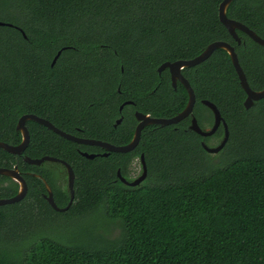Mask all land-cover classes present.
<instances>
[{
	"label": "trees",
	"instance_id": "obj_1",
	"mask_svg": "<svg viewBox=\"0 0 264 264\" xmlns=\"http://www.w3.org/2000/svg\"><path fill=\"white\" fill-rule=\"evenodd\" d=\"M223 1L0 0V21L12 25L0 27V141L18 145L16 126L27 114L75 134L82 125L73 104L81 97L88 111L90 103L106 100L116 112V98L127 96L143 114L175 117L185 109L188 92L181 84L175 90L168 70L159 74V67L194 59L217 41L235 48L251 89L263 90L264 47L240 31L238 45L219 19ZM227 16L264 38V0H235ZM182 73L197 98L199 125L214 122L204 100L217 106L228 125L220 162L211 160L202 143L218 146L223 128L203 138L186 131L188 121L153 126L140 148L148 177L133 188L118 180L111 159L84 158L74 143L30 121L25 156L71 165L75 199L58 213L44 198V183L28 172L42 176L64 208L70 202L66 170L48 172L47 164L61 165L32 166L0 149V168L18 166L28 185L23 201L0 207V264H264V100L245 108L247 95L224 50ZM67 79L83 80V91L69 89ZM198 106L209 113L208 123ZM18 190L0 175V199ZM94 215L116 223L120 234L106 238L89 231L87 239L63 240L26 230L42 219Z\"/></svg>",
	"mask_w": 264,
	"mask_h": 264
},
{
	"label": "water",
	"instance_id": "obj_2",
	"mask_svg": "<svg viewBox=\"0 0 264 264\" xmlns=\"http://www.w3.org/2000/svg\"><path fill=\"white\" fill-rule=\"evenodd\" d=\"M234 1L235 0H224L220 4L219 19L221 23L225 26V28L228 30V32L233 37V39L238 43V45L242 44V40L238 35V31H240V32L245 33L252 41L264 47V38L260 37L257 33H255L253 30L248 28L246 25L228 18L227 16L228 8ZM5 26L12 27L11 24H7V23L0 21V27H5ZM19 30L22 32L23 36L26 37V34L21 29ZM217 50H224L231 57V60L237 72L241 87L247 95V98L244 103L245 108L247 110H250L254 107V105L257 102L264 100V89L261 91H254L251 89L249 82L247 80L246 74L239 62V58H238L235 48L227 42L217 41L207 46L203 50V52L194 59L186 60V61L180 60V61H176L173 63L167 62L159 67L158 69L159 74H161L165 70H169L170 77H171V83L175 90L177 89L178 83L182 84L185 87V89L188 92V97H189L188 103L185 109L181 113H179L177 116L172 117V118H153L150 115H145L143 113L137 112L136 117H137V120L139 121V125L136 128L135 135H134L132 142L126 146L117 147V146L107 144V143L97 141V140H82L80 138H77L73 135H70V134H67L61 131L60 129L56 128L51 122L41 117H38L34 114H27L20 118L18 125H17V132H20L23 136L22 143L18 146H14V145H10V144L0 141V149H3L4 151L10 154H13V155H20V156L23 155L30 142V134L27 129L26 123L29 121H34L40 125L45 126L49 130L53 131L54 133H56L57 135L61 136L62 138L68 141L91 145V146H99L105 149L106 151H108L109 153L111 152L129 153L138 146L140 142V138H141V133L144 128L148 126L167 127L171 125H176L191 115L190 130L195 132L196 134H198L199 136L203 138L212 137L213 135L216 134V132L219 130L221 126L224 127V130H225L224 138L218 146L209 147L204 142L202 143L203 149L208 154H211V155L219 154L225 148V146L227 145L229 141L230 132H229L228 125L226 121L224 120L221 112L217 108V106L207 100L202 101V104L212 112L213 117H214V122H213L212 127L210 128H202L199 125L197 118L194 116V110H195L197 98H196L193 88L191 87V84L183 76V73H182L184 69L193 68V67H196L206 62L208 59L211 58V56ZM61 54H62V51H59V53L55 56L52 62V65H51L52 67L57 63ZM81 155L89 160H93L96 158V156H98L94 154H89L87 152H82ZM104 156L106 157L108 155H104ZM23 160L27 164L34 165V166H41L42 164L46 162L61 163L62 165L65 166L67 170V175H68V190L70 191V202L68 206H66L65 208H59L57 204L55 203L54 194L48 182L40 175L34 174V177L40 179L44 183V186L47 192L44 195V198L51 205V207L55 211H58V212H67L70 209L75 199L74 186H75L76 176H75L74 170L71 167V165H69L67 162L63 160H60L54 157H49V156H45L41 159H31L27 156H24ZM141 160H142V165H143V173L137 180L133 182H128L127 180L121 177V182L125 184L126 186L133 187V188L138 187L147 179L148 167H147L144 156H142ZM0 175L5 176L15 181L19 185V190L16 196L9 198V199H0V207L6 206V205H13V204L20 203L21 201H23L28 194V185L24 177L21 175L19 168L18 167H15L13 169L0 168ZM119 176H120V173H119Z\"/></svg>",
	"mask_w": 264,
	"mask_h": 264
},
{
	"label": "flooded vegetation",
	"instance_id": "obj_3",
	"mask_svg": "<svg viewBox=\"0 0 264 264\" xmlns=\"http://www.w3.org/2000/svg\"><path fill=\"white\" fill-rule=\"evenodd\" d=\"M165 71H163V72H165ZM168 72H169V70H168ZM64 82L66 83V86L69 87V89H71V90L83 91V88H82L83 87V80L79 81V80H75V79H67ZM178 84H180V83H178ZM119 86H121V85H119ZM118 93H119V95H121V93H122V92H120V88H118ZM83 99L84 98H82V97L81 98H75V103L73 104V107H74L77 115L81 117L80 124L82 125V126H80V125L76 126L74 128L75 132H76L75 134L74 133H68V132L64 131V129H60V128L56 127V125L54 123H52L51 121H49L48 119H45V120L51 122L56 128L60 129L61 131L65 132L67 134L73 135V136L80 138L82 140H97V141H101V142L111 144V145H114L117 147L126 146L132 142L134 135H135L136 128L139 125V121L137 120L136 113L140 112L139 110L136 109V104L134 101H132L127 96H121V97L116 98L118 101V103H117L118 107H117V109H115L116 112L112 111L111 107L109 108V105L111 106L112 102L111 103L105 102L106 101L105 100L104 101L105 103L102 102L101 104L96 105V106H95V103L93 102V103H90V105H89L90 107H92V109L88 111V110L83 109L84 105L86 104ZM188 99H189V97H188ZM107 101H109V100L107 99ZM184 121H188V126H187L188 128L186 131L191 132V130H190L191 115L189 117H187L186 119H184L182 122H184ZM182 122H180V123H182ZM27 123H26V126H27ZM17 125H18V123H17ZM152 127L153 126H148L142 130L141 138H140V142H139L138 146L133 151H131L129 153H115V152L109 153L108 151H106L105 149H103L99 146L80 144V143H77V142L75 143L72 141H70V142L74 143L77 146V150H78V153H80V155L82 152H87V151L81 150L83 147H85V148L90 147V148H93L94 151L93 152H87V153L98 155V156H96V158L111 159L113 164L118 165V169H117L118 180L121 181V177H122L125 180H127L128 182H133V181L137 180L143 173V165H142L141 158H142V156H144V158H145V152L142 151L140 148L142 147V145H144V143L142 144L144 133L146 132V130L148 128H152ZM221 128L224 129V127L221 126L219 128V130ZM27 129L29 131L28 126H27ZM218 131L216 133H218ZM15 132L17 135H21V142L18 144V145H20L23 141V136L20 132H17V126H16ZM88 133H91V135L88 136ZM29 134H30V131H29ZM224 134H225V130H224ZM92 135H94V136H92ZM215 135H213V136H215ZM30 141H31V136H30ZM29 144H30V142H29ZM18 145H14V146H18ZM28 147H29V145H28ZM104 155H108V156L105 157ZM17 156H20V155H17ZM24 156H25V152L20 157H22V159H23ZM135 161H139V163H140V172L139 171L137 172V169L134 168ZM145 161H146V158H145ZM46 163H51V162H46ZM44 164H42L41 166H43ZM54 164H58L61 166H56L54 168L52 166H49V164H47L48 166L46 168H47L48 172H50V171L54 172L55 169H57V167H61V168H64L66 170L65 166L62 165L61 163H54ZM32 166H34V165H32ZM15 167H18V166H15ZM38 167H40V166H38ZM122 170H124L125 175L122 174ZM57 171L59 172V170H57ZM66 172H67V170H66ZM20 173L23 176L22 171H20ZM119 173H120V176H119ZM28 174L34 175L35 173L28 172ZM36 175H38V174H36ZM60 180L62 181V178L58 180L59 184H61ZM66 180H67V187H68V175H67ZM58 213H65V212H58Z\"/></svg>",
	"mask_w": 264,
	"mask_h": 264
},
{
	"label": "rangeland",
	"instance_id": "obj_4",
	"mask_svg": "<svg viewBox=\"0 0 264 264\" xmlns=\"http://www.w3.org/2000/svg\"><path fill=\"white\" fill-rule=\"evenodd\" d=\"M202 115H204L205 123H208L209 113L198 106ZM205 128H210L206 126ZM209 147H216V141H212ZM211 160L218 164L221 160V155H210ZM48 166V165H47ZM134 168L137 169V172H140V163L135 161ZM61 185H64V182L60 180ZM28 234H40V235H51L63 238V240H83L88 238L87 232L91 231L95 234L102 235L106 238H113L120 234V228L116 223H111L107 221L106 217L100 218L97 216H88L84 218H79L76 220H70L66 222L64 219L59 218L55 221H46L42 219L41 223L38 225H31L27 229Z\"/></svg>",
	"mask_w": 264,
	"mask_h": 264
}]
</instances>
